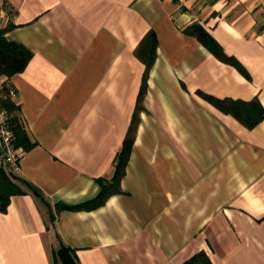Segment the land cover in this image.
<instances>
[{
    "label": "crops",
    "instance_id": "crops-1",
    "mask_svg": "<svg viewBox=\"0 0 264 264\" xmlns=\"http://www.w3.org/2000/svg\"><path fill=\"white\" fill-rule=\"evenodd\" d=\"M200 26L218 56L187 30ZM32 58L11 78L26 135L0 210V264H264V0H0ZM156 57L122 192L116 173ZM209 98L220 101L221 106ZM22 182V183H21Z\"/></svg>",
    "mask_w": 264,
    "mask_h": 264
},
{
    "label": "trees",
    "instance_id": "trees-1",
    "mask_svg": "<svg viewBox=\"0 0 264 264\" xmlns=\"http://www.w3.org/2000/svg\"><path fill=\"white\" fill-rule=\"evenodd\" d=\"M187 33L192 36L195 35L208 48H210L212 52H214L218 56H221V48L216 43V41L202 29V27L192 26L187 30ZM144 43L146 44V46L151 45L150 52L147 54V57H149V61H147V69L144 75V84L140 92L138 106L134 114L132 125L129 129L123 147L117 157L118 163L116 165L115 176L111 181L102 183V190L94 200L76 206L62 205L59 206L60 211L94 210L104 205L111 195L122 192L121 181L126 174V168L134 146L136 130L139 123V113L144 109L143 101L147 91V80L149 77V71L156 57L157 39L155 34L153 32H150L145 38ZM31 58L32 53L25 46L17 42L8 41L4 37V31L0 30V78L7 77L9 79L15 74L22 72L26 68ZM7 85H9V83L3 85L4 88H7ZM209 99L214 104L221 106L219 100H216L214 98ZM5 106L10 114V125L17 139L19 140L20 138H22L24 140H27L20 119L17 116L18 107L12 102V99L7 101L5 103ZM263 119L264 111L256 103L254 105V115H252V123L249 124L248 127H256ZM17 139L16 145H18ZM13 174H7L5 172L0 174V210L2 211L7 210V207L9 206L11 201V197L22 195L25 193L20 187V185L14 181ZM58 258L60 259L62 264H76L74 258L70 254V250L65 246H63L59 250ZM184 264L212 263L204 254H199L194 256L191 260L185 262Z\"/></svg>",
    "mask_w": 264,
    "mask_h": 264
},
{
    "label": "built area",
    "instance_id": "built-area-1",
    "mask_svg": "<svg viewBox=\"0 0 264 264\" xmlns=\"http://www.w3.org/2000/svg\"><path fill=\"white\" fill-rule=\"evenodd\" d=\"M16 95L12 85L0 86V174L18 171L23 155L16 145V135L10 125V114L5 103Z\"/></svg>",
    "mask_w": 264,
    "mask_h": 264
}]
</instances>
